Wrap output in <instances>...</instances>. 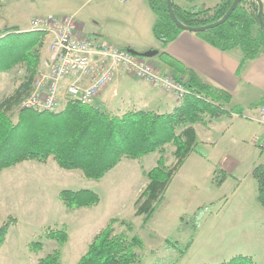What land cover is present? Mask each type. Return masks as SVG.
I'll list each match as a JSON object with an SVG mask.
<instances>
[{
    "label": "trees",
    "instance_id": "trees-1",
    "mask_svg": "<svg viewBox=\"0 0 264 264\" xmlns=\"http://www.w3.org/2000/svg\"><path fill=\"white\" fill-rule=\"evenodd\" d=\"M186 1L189 6H181L172 0L173 8L177 19L191 28L220 21L234 2L221 0L216 6L208 7L200 0ZM147 2L155 15L153 34L166 49L186 30L172 19L168 0ZM195 33L221 51L240 49L242 59L238 75L248 61L264 52V27L260 24L257 0H242L224 23ZM27 35L30 38L26 39ZM45 39L43 31L25 32L19 27L0 30V71H7L20 61H26L30 72L28 79L13 94L0 101V172L26 161L47 163L53 158L64 169H79L85 177L100 181L124 159L137 160L157 152L160 155L157 165L151 170H143L149 182L137 201V214L145 215V224L161 205L175 174L187 157L197 150L194 125H208L221 116H242L246 111L241 106L228 107L232 102L229 92L206 83L194 71L160 51L161 61L175 71V78L188 91L170 112L132 109L116 114L102 104L96 107L68 101L58 112L21 109L17 120H14L12 112L33 88V79L42 61L39 49L44 46ZM263 103L264 98L249 108ZM170 144L175 147L176 158L172 167L166 165L165 159ZM253 177L258 183V200L264 206V163L254 168ZM227 178V173L219 169L216 185L221 186ZM59 197L68 210L93 207L101 201L99 194L91 189L62 190ZM114 221L112 219L95 236L76 264H138L141 261L138 249L146 248L145 241L139 235L116 233ZM16 222L17 219L10 218L0 227V250ZM45 237L63 246L69 238L67 227H50ZM192 242L193 238L182 246L168 238L166 247L178 249L183 256ZM43 247L40 241L30 245L33 252H39ZM38 263L61 264L60 250L39 258ZM221 264L256 262L252 256L238 255Z\"/></svg>",
    "mask_w": 264,
    "mask_h": 264
},
{
    "label": "rangeland",
    "instance_id": "rangeland-1",
    "mask_svg": "<svg viewBox=\"0 0 264 264\" xmlns=\"http://www.w3.org/2000/svg\"><path fill=\"white\" fill-rule=\"evenodd\" d=\"M118 1L112 6L111 0H0V30L13 27L27 30L36 18L64 14L80 6L84 18L100 19L96 13L102 12L103 7L121 9L123 4ZM184 2L190 5L186 0ZM39 51L42 58V51ZM149 62L161 73L174 74L166 72L153 58ZM41 66L42 62L39 68ZM29 75L26 61L0 71V101L13 94ZM124 98L118 100L119 110H124L125 104L126 108L135 106V101L130 103L131 99ZM22 102L12 112L14 120L18 118ZM149 108L157 112L172 110L166 105L152 104ZM117 110L113 109V112L118 113ZM167 147L166 165L172 167L176 163L175 147L172 144ZM159 157L156 152L137 160L124 159L100 181L85 177L79 169H64L53 158L47 163L26 161L0 172V227L10 218L17 219L0 250V264H39V258L56 249L61 252V264H76L95 236L112 219H115L116 233L139 235L145 241L146 248L138 249L142 255L138 264H221L238 255L250 256L253 250H257L254 249L257 245L245 243L242 239V231L236 224L240 200L231 195L224 201L200 207L194 214L186 213L182 226L178 228L148 229V223H144L145 215L137 214V201L149 182L143 170L154 168ZM81 189L98 193L100 203L68 210L60 200V192ZM226 202L230 205L224 207ZM63 226L67 227L69 237L63 246L45 237L48 228ZM168 238L182 246H186L191 238L193 242L187 253L181 256L178 249L166 247ZM36 241L44 245L39 252L30 248ZM258 252L264 256V249L260 248Z\"/></svg>",
    "mask_w": 264,
    "mask_h": 264
},
{
    "label": "crops",
    "instance_id": "crops-1",
    "mask_svg": "<svg viewBox=\"0 0 264 264\" xmlns=\"http://www.w3.org/2000/svg\"><path fill=\"white\" fill-rule=\"evenodd\" d=\"M114 1L111 0L112 6L116 4ZM175 1L181 6H187L184 0ZM200 1L208 7H214L221 0ZM118 2L123 4L121 9L103 7L102 12L96 13L100 19L84 18L82 6L57 15L74 16L81 34L98 35L115 46L130 47L139 52L159 50L168 53L206 83L229 92L232 102L228 107L241 106L247 110L253 103L264 98V52L248 61L238 75L242 59L240 49L221 51L195 32L187 30L163 49L153 34L155 15L147 0ZM21 31H33L32 24L29 29ZM50 40L46 35L45 44L41 48V62L48 54ZM159 57L157 55L153 60L166 72L175 73ZM123 96V100L131 99L130 103L135 101V106L126 108L125 104L126 109L119 110L118 100ZM99 101L111 112L118 109L116 114L132 109L151 110L149 106L152 104L166 105L174 110L180 102L174 93L165 88L130 76L124 71L117 74ZM194 127L197 150L187 157L175 174L163 202L146 226L148 229L178 228L182 226L186 213L194 214L200 207L224 201L231 195L240 200L237 204L239 216L236 224L242 231L243 241L257 245L254 248L257 250H253L250 256L256 264H264V256L258 252L260 248L264 249V206L258 200V183L253 177L254 168L260 163L256 138L262 131L261 125L235 114L213 119L208 125L198 123ZM219 169L228 175L221 186L215 183ZM227 205L230 204L226 202L224 207Z\"/></svg>",
    "mask_w": 264,
    "mask_h": 264
},
{
    "label": "built area",
    "instance_id": "built-area-1",
    "mask_svg": "<svg viewBox=\"0 0 264 264\" xmlns=\"http://www.w3.org/2000/svg\"><path fill=\"white\" fill-rule=\"evenodd\" d=\"M126 1V0H120ZM32 30L50 37L48 54L38 69L33 88L20 109L58 112L68 101L101 106L100 97L120 71L174 93L180 100L188 92L174 74L161 73L148 58L134 55L98 35L81 34L72 15L50 14L32 21ZM261 125L256 138L260 163H264V103L242 115Z\"/></svg>",
    "mask_w": 264,
    "mask_h": 264
},
{
    "label": "water",
    "instance_id": "water-1",
    "mask_svg": "<svg viewBox=\"0 0 264 264\" xmlns=\"http://www.w3.org/2000/svg\"><path fill=\"white\" fill-rule=\"evenodd\" d=\"M259 2V20H260V24L262 27H264V1L263 0H257ZM242 2V0H234L231 8L229 9V11L226 13V15L220 20L217 21L215 23L203 26V27H197V28H191V27H187L185 25H183L176 17L175 12H174V8H173V2L172 0H168V5H169V10H170V14L172 16V19L174 20V22L183 30H187V31H192V32H200V31H205L209 28H213L216 27L222 23H224L231 15L232 13L236 10L237 6ZM130 52L133 53L134 55L140 56V57H144V58H154L157 55H159L160 51L159 50H149L146 52H139L136 51L135 49L129 48Z\"/></svg>",
    "mask_w": 264,
    "mask_h": 264
}]
</instances>
